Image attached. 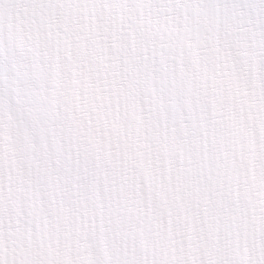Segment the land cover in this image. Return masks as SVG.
Returning <instances> with one entry per match:
<instances>
[{
    "label": "clouds",
    "instance_id": "clouds-1",
    "mask_svg": "<svg viewBox=\"0 0 264 264\" xmlns=\"http://www.w3.org/2000/svg\"><path fill=\"white\" fill-rule=\"evenodd\" d=\"M17 21L127 155L80 187L49 182L15 150L5 152L6 264H24L19 246L31 264H254L264 256V198L255 196L264 188V70L238 42L239 29L237 42L209 57L207 42L179 13L158 6L45 7L39 0ZM177 52L196 76L209 59L220 64V77L210 82V111L222 112L223 120L217 125L210 116L207 135L189 144L194 152L210 150L213 173L195 174L200 156L155 128L138 95L141 63L157 65ZM225 193L234 201L227 219L210 203Z\"/></svg>",
    "mask_w": 264,
    "mask_h": 264
},
{
    "label": "snow or ice",
    "instance_id": "snow-or-ice-1",
    "mask_svg": "<svg viewBox=\"0 0 264 264\" xmlns=\"http://www.w3.org/2000/svg\"><path fill=\"white\" fill-rule=\"evenodd\" d=\"M48 3L90 9H168L179 13L180 20L207 42L209 57L230 41L237 42L239 29L238 42L253 50L264 70V0H156L155 4H141V0H45V7ZM38 8L39 0H0V264H6L7 256L2 243L3 193L8 179L5 152L15 150L21 161L34 166L49 182L60 178L80 187H85L98 169L114 166L127 155L126 145L80 105L77 89L58 76L38 38L16 27L18 17ZM185 63L179 52L157 65L141 63L135 82L138 95L146 103L145 115L154 118L155 128L189 155L200 156L195 174L213 173L210 150L194 152L189 144L195 135H207L204 123L210 116L217 125L223 120L222 112L210 111L214 103L210 82L220 77V64L209 59L207 68L196 76L185 69ZM255 196L264 198V188L258 187ZM210 203L227 219L234 201L225 193ZM45 223L52 226L51 219ZM17 251L24 264H31L23 246ZM254 264H264V256H257Z\"/></svg>",
    "mask_w": 264,
    "mask_h": 264
}]
</instances>
